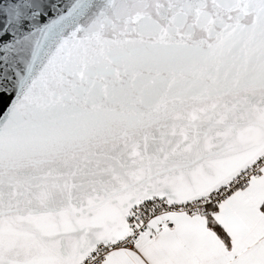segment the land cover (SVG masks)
<instances>
[{
    "label": "snow or ice",
    "instance_id": "1",
    "mask_svg": "<svg viewBox=\"0 0 264 264\" xmlns=\"http://www.w3.org/2000/svg\"><path fill=\"white\" fill-rule=\"evenodd\" d=\"M0 264H264V0H0Z\"/></svg>",
    "mask_w": 264,
    "mask_h": 264
}]
</instances>
